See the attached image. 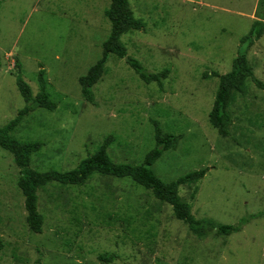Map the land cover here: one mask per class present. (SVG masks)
Instances as JSON below:
<instances>
[{"label":"rangeland","instance_id":"obj_1","mask_svg":"<svg viewBox=\"0 0 264 264\" xmlns=\"http://www.w3.org/2000/svg\"><path fill=\"white\" fill-rule=\"evenodd\" d=\"M110 0H0V127L25 105L16 72L57 107L36 108L10 133L40 141L29 165L67 171L93 154L107 135L114 162L140 164L154 145L157 120L181 135L153 163L169 182L207 167L196 184L179 187L195 219L239 225L236 232L209 229L198 238L171 206L131 178L94 173L84 184L49 182L40 187V233L25 220L19 168L0 147V264H264V89L251 78L228 112L229 135L208 121L219 78L245 45L254 21H264V0H129L144 27L121 36L127 56L152 73L169 69L161 85L145 83L125 58L109 54L85 100L78 78L102 55L111 24ZM253 75L264 84V30L246 49ZM194 196H191L193 190ZM260 213V214H259ZM101 254L113 255L110 262Z\"/></svg>","mask_w":264,"mask_h":264},{"label":"trees","instance_id":"obj_2","mask_svg":"<svg viewBox=\"0 0 264 264\" xmlns=\"http://www.w3.org/2000/svg\"><path fill=\"white\" fill-rule=\"evenodd\" d=\"M105 16L110 21L111 29L107 38L102 43V55L90 66L84 75L78 78L82 96L93 105H96V101L92 86L103 75L109 54L125 58L128 66L145 83L154 81L158 85H161L169 73V69L156 73L148 72L137 59L127 56L126 46L121 41V36L144 27L143 21L135 17L129 0H110L108 8L105 10ZM263 30L264 21H254L249 32L240 39V44L245 45V49L235 56L232 61L231 70L221 75L216 72L211 73V75L219 78V82L211 110L208 114V121L223 137L229 135L228 127L231 123V117L228 108L233 103L236 92H242L244 81L247 78H251L258 88L264 89V84L253 75L252 67L246 56V49L262 35ZM37 78L40 88L33 97L29 85L21 78L20 70H17L15 83L25 105L17 112L13 119L0 127V147L12 154L14 163L19 168L17 186L24 197L25 220L32 232L40 233L43 225V216L38 211L37 206V191L40 187L49 182L81 185L94 173L117 178L129 177L137 184L149 189L155 198L168 203L174 216L186 222L191 233L198 238L204 237L209 229H215L217 234L220 235H228L236 232L240 227L239 225H244L249 221V218L254 217V215H251L249 218H242L239 225L218 224L210 219H195L191 213L190 205L180 199L178 195L179 187L196 184L205 176L208 168L203 167L191 171L169 182H164L157 177L152 169L153 163L161 156L163 151L175 147L181 135L164 132L159 122L155 119L152 120L155 145L145 154L140 164L114 162L107 152V147L114 141L113 135L110 134L103 139L101 145L93 154L82 159L73 169L67 171H57L54 169L38 171L31 168L29 165L31 155L38 151L43 146V143L40 141H20L12 137L10 133L24 116L36 108L53 110L57 107L56 102L51 100L45 90L43 69L38 71ZM195 191V189L192 191V197ZM113 258V255L108 254H101L99 256V259L105 262H110Z\"/></svg>","mask_w":264,"mask_h":264}]
</instances>
